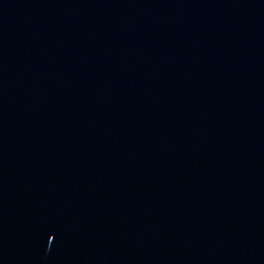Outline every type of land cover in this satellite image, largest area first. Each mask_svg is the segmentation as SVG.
<instances>
[{
    "label": "water",
    "instance_id": "obj_1",
    "mask_svg": "<svg viewBox=\"0 0 264 264\" xmlns=\"http://www.w3.org/2000/svg\"><path fill=\"white\" fill-rule=\"evenodd\" d=\"M0 264H264V0H0Z\"/></svg>",
    "mask_w": 264,
    "mask_h": 264
}]
</instances>
